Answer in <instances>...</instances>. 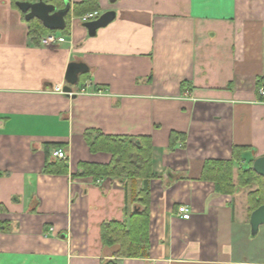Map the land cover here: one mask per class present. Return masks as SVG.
I'll return each mask as SVG.
<instances>
[{"label":"crops","instance_id":"0c3cea01","mask_svg":"<svg viewBox=\"0 0 264 264\" xmlns=\"http://www.w3.org/2000/svg\"><path fill=\"white\" fill-rule=\"evenodd\" d=\"M67 1V31L43 46L0 0V264H264V225L249 238L243 189L220 194L200 178L235 145L251 149L242 167L264 155V0H97L115 17L94 36L72 13L82 0ZM71 61L88 70L69 95L58 88ZM89 128L151 139L146 256L101 242V223L133 224L134 205L118 181L75 176L112 159L89 150ZM172 132L184 142L171 148ZM59 148L67 173H44Z\"/></svg>","mask_w":264,"mask_h":264},{"label":"trees","instance_id":"16d2710c","mask_svg":"<svg viewBox=\"0 0 264 264\" xmlns=\"http://www.w3.org/2000/svg\"><path fill=\"white\" fill-rule=\"evenodd\" d=\"M16 1L12 0L13 7ZM98 11L97 0H82L72 7L76 16H85ZM65 27L60 30L66 32L69 26L70 13L66 15ZM28 34L32 38L51 32L38 20H29ZM84 140L91 152H108L112 159L108 164L79 163L78 177L93 176V178L108 177L120 182L125 189L126 198L134 205L132 212L133 224H125L118 220L104 221L100 225V239L103 246L115 247L114 256L143 257L148 250V218H149V181L155 177L151 166L152 143L149 136H114L107 135L98 129L89 128L83 132ZM184 138L172 132L169 147ZM183 144V143H182ZM251 150L248 146L235 145L230 159H210L204 163L201 179L213 183L215 191L220 194H233L238 189L257 185L256 189L247 193L246 207L249 220L250 213L259 205L264 204V177L252 169L249 160L246 167L240 166L244 161L243 154ZM235 164H239L234 177ZM42 171L49 174H66L67 164L62 159H52L46 155ZM0 205V212H4ZM6 229V220L0 218V231Z\"/></svg>","mask_w":264,"mask_h":264},{"label":"water","instance_id":"95a60500","mask_svg":"<svg viewBox=\"0 0 264 264\" xmlns=\"http://www.w3.org/2000/svg\"><path fill=\"white\" fill-rule=\"evenodd\" d=\"M16 6L23 14L26 21L37 19L48 30H62L66 24V15L70 11V4L62 0L61 6L55 0H18ZM115 17L114 11H105L98 17L82 23L88 35L94 36L99 28L106 26ZM87 66L80 61L68 63L62 91L66 94L72 92L73 86L79 83L80 76L87 72ZM252 169L258 175L264 177V155L256 157L252 161ZM250 236L257 235L259 227L264 225V204L254 209L249 216Z\"/></svg>","mask_w":264,"mask_h":264},{"label":"built area","instance_id":"2783aa9c","mask_svg":"<svg viewBox=\"0 0 264 264\" xmlns=\"http://www.w3.org/2000/svg\"><path fill=\"white\" fill-rule=\"evenodd\" d=\"M98 11L89 13L85 16L80 17L81 18V22H85L88 20H92L96 17H98ZM59 38L57 36V33L54 31L48 32L46 34L40 35L39 36V43L43 46H50L53 44H56L58 42ZM60 91H62V88L59 87L58 88ZM81 91H84V89H82ZM73 92H70L69 95H71ZM259 93L264 97V85H262L259 89ZM51 156L53 158H58V159H66L67 158V154L63 149H56L51 153ZM177 213L178 215L183 218V219H188L190 217V212L189 209L187 208V206L185 205H180L177 208Z\"/></svg>","mask_w":264,"mask_h":264},{"label":"rangeland","instance_id":"374dc122","mask_svg":"<svg viewBox=\"0 0 264 264\" xmlns=\"http://www.w3.org/2000/svg\"><path fill=\"white\" fill-rule=\"evenodd\" d=\"M257 188V185H253V186H251V187H246V188H244L243 189V192H242V196H241V198H243L244 200H245V202H244V205L246 206V198H247V193H248V191L249 190H253V189H256ZM254 237H256V236H254ZM254 237H252V236H249V238L251 239V238H254ZM259 256H261V255H259ZM262 260L264 261V257L262 258Z\"/></svg>","mask_w":264,"mask_h":264}]
</instances>
